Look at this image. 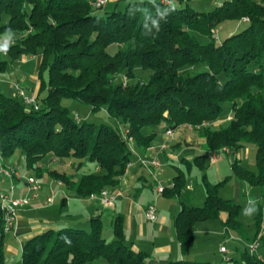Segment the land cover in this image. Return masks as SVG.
<instances>
[{
	"label": "trees",
	"instance_id": "16d2710c",
	"mask_svg": "<svg viewBox=\"0 0 264 264\" xmlns=\"http://www.w3.org/2000/svg\"><path fill=\"white\" fill-rule=\"evenodd\" d=\"M97 9L88 0H0V72L23 56H40L38 109L15 92L0 90V166L18 149L29 175L36 177L45 157L68 159L75 173L53 170L49 176L86 198L117 185L126 164L138 149L149 146L159 125L196 127L231 112L225 124L200 127L199 134L208 152L227 147L235 153L254 145L255 169L238 160L231 169L251 192L264 195V0H223L208 12L159 0L128 1L101 13ZM227 20L246 26L218 42L212 31ZM198 35L206 40L199 41ZM5 38L9 45L3 44ZM138 71L146 73L145 80L136 76ZM119 75L135 81L123 85L114 80ZM64 99L87 105L93 113L103 110L114 124L76 121ZM123 129L133 138L135 153L122 137ZM208 152L185 163L203 169ZM82 168L86 170L79 173ZM228 179L212 184L203 176V206L179 210L174 227L182 255L188 253L195 225L207 220L220 221L246 242L255 239L264 207L257 203L250 238L239 219L241 205L218 194ZM184 187L179 173L162 194L175 196ZM88 222V230L64 226L29 237L20 264H94L100 259L106 264H147L148 254L126 242L122 215L112 219L113 239L108 241L102 237L100 215H91ZM6 234L0 209V264H7ZM258 255L245 247L225 264H264ZM159 264L212 263L184 257Z\"/></svg>",
	"mask_w": 264,
	"mask_h": 264
},
{
	"label": "rangeland",
	"instance_id": "374dc122",
	"mask_svg": "<svg viewBox=\"0 0 264 264\" xmlns=\"http://www.w3.org/2000/svg\"><path fill=\"white\" fill-rule=\"evenodd\" d=\"M179 1V0H178ZM188 1V2H187ZM184 0V7H188L194 11L197 12H208L215 8V5H213V0ZM110 8V7H109ZM104 9L102 7L100 9L96 10V13L103 12ZM246 26L245 22H241L239 20H227L222 23H220L217 27L218 32L214 36L217 38V41L220 42L224 38L228 36V33L230 31L236 32L238 30H241ZM199 41H205L206 38L203 36H197ZM8 41V45L10 44V40L5 38ZM6 44V43H5ZM4 56V55H3ZM35 57L40 56H30L28 59L23 60L22 58L11 61L8 63L7 67L4 71L0 72V79H3L7 81V83L12 84V89L15 92L14 84L18 83L19 87L21 88H30L34 87L36 85V81L33 80V76L37 75V60ZM136 76L140 80H145L147 75L146 73H142L141 71L135 72ZM115 81H121L123 85H125L127 82L133 83L135 80L128 79L124 75H119L114 79ZM4 87L8 88L6 85ZM8 90V89H6ZM27 91V90H25ZM33 91V90H32ZM7 92V91H6ZM31 92V91H27ZM36 92V91H34ZM62 104L66 106L70 114L76 113L80 119H85L88 122H104L108 124H114V121L109 118L106 113L102 111H98L96 113L91 112L90 107L87 105H84L78 101L71 100V99H64L62 101ZM191 126V125H190ZM192 128H195L192 126ZM168 148V147H167ZM255 154H256V148L254 145L249 144L243 148H240L235 153H230L229 155L226 153H221L220 156L222 157L221 161L219 162V175L217 173V170L215 169V165H213L210 162H207L203 169H201L199 166L195 165L194 162L190 164V167H185L183 169V179L185 183L190 185L192 187V190H184V192H180L178 195L170 196L167 198H159L158 200L152 199L157 208H162L164 210H167L168 212H171L174 208L179 207H190V206H203L204 200H205V185L203 182V176H205L206 180L212 184L218 183L222 181L224 178L229 177L228 181L225 183H222L218 187V194L222 198H229L236 202H238L241 205V212L239 215L240 221L244 224L245 228L247 229L248 235L250 238L253 237V234L255 233V221L253 214L251 216H247L249 209H254L257 206V203L259 202L262 207H264V195L260 194L258 191H247V184L238 180L237 177L233 174L231 165L228 164V162H233L235 160H238L242 166H244L247 169L254 170L255 169ZM24 154L21 149H18L15 154L8 158L10 161L9 163L6 162L5 165H3V168H12L17 171L18 174H20V179L23 178L24 175H27L28 172L25 168V160H24ZM11 163V164H10ZM72 161L68 159H58L54 157L53 155L47 156L44 159L41 160L39 163L41 165V171L42 178L38 176L37 178L41 182V184H44L49 189L52 188L53 192L55 194L54 196V202L50 205H45V207H49L47 211H52L51 208H53L54 211H57L60 207V202L62 201V188H66V185L63 183V181L59 178H49L47 180L44 178V174L49 175V171L57 170L60 172H65L68 174L75 173V169L71 165ZM210 163V164H209ZM138 167V166H136ZM135 167V168H136ZM130 169V168H129ZM86 170V168L80 169L78 172L82 173ZM133 170V167L131 168ZM24 171H27L25 174L22 173ZM128 172L124 171L122 174L118 177V181L120 182L123 180ZM171 177V180L174 181V178L172 177L174 174L173 170H169L165 177L168 176ZM29 174V173H28ZM40 174V175H41ZM179 174V173H177ZM35 176V174H33ZM148 177H150L147 174ZM5 179L8 183V179H6L2 174H0V188L4 187V185L1 183V179ZM221 178V180H219ZM24 179V178H23ZM159 179L163 182L162 178L159 176ZM150 183H153L152 178L149 179ZM171 181V182H173ZM170 183V182H169ZM119 184V183H118ZM107 186L102 188L100 191L108 189L109 191H115L119 190L120 188L118 186ZM163 185L164 184L163 182ZM168 185V184H167ZM166 185V186H167ZM139 187H142V184H138ZM187 186V185H186ZM185 186V188H186ZM6 188V187H5ZM4 188V189H5ZM147 189H145L142 192V195H140V198H137V195L135 194L136 191H131L130 196L133 200H137V202L133 203L132 210L134 211L135 216L139 218V215L142 216L141 219V227L144 232L143 236H140L138 234L139 229H135V234L131 235L127 231V240H133L136 244H140L142 247H144L147 251H152V241L157 243L158 238L156 237L158 234V237H162L160 233H158L155 223H151L146 220L143 214V210H138L139 204H142L144 200H146L148 197L153 196L154 193H152V189L149 188V185L147 184ZM99 191V192H100ZM97 193H92L89 196H87L85 199L88 201H94L97 202L102 207L105 208L102 209L105 213L103 216V231H102V237H104L107 241L113 239L112 236V230H111V217H112V209L110 207L112 206H105L101 203V201L97 198H90L91 195H98ZM239 195V200H235L234 198ZM248 195H252L255 199V201L249 202ZM117 203V202H116ZM85 204H88V202H85ZM52 206V207H50ZM141 208V207H140ZM117 210V208H116ZM64 213H62V222H66V226H77L80 228H83L85 230L89 229V222L87 221V216L82 211L81 213H74L77 214L75 216H68L67 210H63ZM53 212V211H52ZM54 214H57L56 212H53ZM172 213V212H171ZM65 214V215H64ZM71 214V213H69ZM73 214V215H74ZM78 218V222H81L79 224L73 223L74 220ZM220 221L218 220H207L206 224L203 223H197L194 227V239L190 243L188 247V253L185 256H193L195 260L199 261H209L212 264H225L224 254L219 251L220 244H225V246L228 249L233 250L235 248V241L232 239H228V236L225 239L223 236L224 234H220L219 231H223V228L220 226ZM206 226H209V228H205ZM16 228V227H15ZM14 228V230H15ZM225 230V228H224ZM227 232V230H225ZM171 260H177L181 256L180 248L178 246L177 237L175 235L176 231H174L173 223H171ZM173 233V235H172ZM230 234H235L233 232H229ZM239 237V236H238ZM240 238V237H239ZM254 239L251 241L246 242L245 244H241V248H237V254L238 255L243 248H245L249 243H251ZM240 246V245H239ZM257 254L259 256H264V246L257 249ZM264 258V257H261ZM94 264H106L103 260H97L94 262Z\"/></svg>",
	"mask_w": 264,
	"mask_h": 264
},
{
	"label": "crops",
	"instance_id": "0c3cea01",
	"mask_svg": "<svg viewBox=\"0 0 264 264\" xmlns=\"http://www.w3.org/2000/svg\"><path fill=\"white\" fill-rule=\"evenodd\" d=\"M91 1V0H88ZM128 1H135V0H107L106 3L102 6L103 11H109L113 9L116 5L117 6H123L126 2ZM187 1V0H186ZM188 2V1H187ZM223 0H213L212 3L213 5L219 6ZM172 3L179 7V8H184V0H172ZM110 7V8H109ZM232 31L228 33L230 35ZM23 60L28 59L27 56L22 57ZM37 60V65L39 64V57H35ZM33 80L36 81V85L34 87L26 88L25 90L27 91H37L38 88V81L36 76H33ZM6 85L8 88L4 87ZM12 84L7 83V81L0 79V90L3 91L4 93L7 94H13L14 91L12 89ZM8 89V90H6ZM7 91V92H6ZM164 125H159L155 129V136L152 139L151 143L149 146L145 149H138L137 150V155L140 157H145V158H151V157H156L159 161L162 162L163 166L161 170L159 171H154L157 173V177L159 176L162 178L164 184H168L167 186L164 185L166 188H170L171 184L174 182L171 180V177L168 176L165 177L167 172L169 170H173V178L176 177L177 173H182L183 174V169L186 167H190V164H186L185 162H191L195 156H198L203 153H207L205 148V139L200 136L198 129L192 128L190 125H180L177 128L174 129L173 131V137L170 140H167L168 143V148L164 151L159 150V145L165 141L164 137ZM229 155V154H228ZM133 159V163L130 166V169H128V173L126 174L125 178L121 180L118 184L117 187L120 188V195L116 198L114 205L110 207L112 209V217L110 222H112V219L116 215H122L123 216V221H124V232H125V238L126 242L130 244L133 250L135 251H144L148 254L147 257V264H159V263H164L171 261V223H173V228L175 231L174 227V221L175 218L181 210L182 207L176 208L174 206L173 210L171 212H168L167 210H164L162 208H157V220L155 222L156 228L158 233L162 235V237H158L157 243L152 241V251H147L144 247H142L140 244H136L133 240L128 241L127 240V231L129 234L134 235L135 234V229H139L138 234L140 236L144 235V232L141 227V219L142 216L139 215V218L135 216L134 211L132 210L133 208V203L137 202V200H133L130 196L131 191H136L137 198H140L139 196L142 195V192L147 189V184L149 185V188L152 189V193H154V197L150 196L146 200L142 202V204H139L138 210H143L145 206L148 203H154L152 199H159V198H167L170 197L169 194H162V195H157L156 194V184L153 179V176L148 173V171L140 165V163L137 160V157ZM222 157L219 156V159L217 162L212 163L215 165V169L217 170V173L219 175L220 169H219V162L221 161ZM6 162H10L8 159L5 160ZM232 163V162H231ZM230 162H228L229 165H231ZM11 164V163H10ZM210 164V163H209ZM138 166V167H136ZM133 167V170L131 168ZM136 167V168H135ZM27 171H24L22 173H26ZM27 172L26 174H28ZM34 174V173H33ZM147 174L152 178L153 183H150L151 181L149 180L150 177L147 176ZM42 178V174L40 175ZM44 178L49 180L50 176L48 174H44ZM40 179V178H39ZM221 180V178L219 179ZM150 181V182H149ZM173 181V182H171ZM7 181L5 179H1V183L4 185V187H1V189H4L7 187ZM16 184V194L17 195H22L25 190V180L23 178L21 179H15L14 180ZM162 182V184H163ZM170 182V183H169ZM138 184H142V187H139ZM42 185L41 189V194L40 197L36 200H33L31 204L27 207L21 208L18 211V217H17V223H16V228L14 231L7 233L5 236L4 240V250H5V256H6V262L7 264H20L19 259H20V253L22 246L29 237L42 232L46 229H53L57 230L58 228L66 226V222H62V213H64V209L67 210V215L68 216H75L77 214L74 213H81L82 211L85 213L87 216V221H89V218L91 215H100L101 219H103L104 216V209L105 207L99 205L97 202L94 201H88L85 198H80L76 197L74 192L70 190L69 188H62V201L60 202V207L57 211H54L53 208L52 211L56 212L57 214H54L52 211H47L49 207H45L44 202L46 196H48L50 189L46 187L44 184ZM188 185L185 183V186ZM247 191L249 187H247ZM184 190H192V187L190 189H186L185 187L183 188ZM181 190L184 192V190ZM235 200H239V195H237ZM256 198H254L252 195H248V200L249 202L255 201ZM85 202H88V204H85ZM117 202V203H116ZM155 204V203H154ZM52 207V206H50ZM141 207V208H140ZM102 208V209H100ZM117 208V210H116ZM134 209V208H133ZM71 213V214H69ZM74 214V215H73ZM65 215V214H64ZM76 217V216H75ZM78 218L74 220L73 223L79 224L81 222H78ZM148 221V220H147ZM150 222V221H149ZM198 223H203L206 224V221L203 222H198ZM221 228L222 224L220 223ZM205 228H209V226H206ZM220 234H224V238L227 239L226 237L228 236V239H232L235 241V248L233 250H229V254L231 256H234L237 258V248H241V244H245L246 241L243 239L239 238L237 234H230L229 231H225L223 228V231H219ZM173 235V233H172ZM176 235V233H175ZM227 235V236H226ZM178 242V240H177ZM179 246V243H177ZM225 245V244H220ZM240 245V246H239ZM180 248V247H179ZM220 248V247H219ZM181 251V250H180ZM181 256L179 259L186 258L190 260H195L193 256H184L182 253H180ZM264 257V256H261Z\"/></svg>",
	"mask_w": 264,
	"mask_h": 264
},
{
	"label": "built area",
	"instance_id": "2783aa9c",
	"mask_svg": "<svg viewBox=\"0 0 264 264\" xmlns=\"http://www.w3.org/2000/svg\"><path fill=\"white\" fill-rule=\"evenodd\" d=\"M107 0H91L90 5L93 8H101ZM160 3L167 5L172 3V0H159ZM247 17H243L242 21H247ZM213 34H217L218 29H213ZM6 43V44H5ZM8 41L6 39L3 40L4 45L7 44ZM15 88V94L19 96L23 102L33 107L34 109H38V102L36 100V92L31 91L27 92L24 88L19 87L18 83L13 85ZM74 119L76 121L80 120V117L77 114H74ZM231 119V112H227L225 115L219 117L215 121H204L201 125L196 126V129H200V127H217L219 125L225 124L228 120ZM173 129L166 128L164 129V137L166 138L164 142L159 145V150L164 151L168 147L167 140L172 139L173 137ZM122 137L128 142L131 147V151L135 153L133 138L128 135V130L123 129L121 131ZM221 153L230 154V150L227 147L221 148L219 151H209L208 152V160L210 163H215L218 161ZM137 155V154H136ZM138 156V155H137ZM138 162L141 166H143L150 175L153 176V179L156 184V194L162 195L164 190V185L162 181L157 177V173L154 171L161 170L163 164L156 157L145 158V157H137ZM133 161H130L126 164L125 172H128V169L132 165ZM0 174H2L6 179H8V186L5 189L0 190V209L3 212V231L5 233H10L14 231L17 223L18 211L21 208L27 207L31 204L33 200H36L40 197L42 185L39 179L31 175H24L23 178L25 180V190L22 195L16 194V184L14 182L15 179H20V174L17 173L16 170L12 168H3L0 166ZM173 186V183L170 185ZM191 186L187 185L186 189H190ZM120 195L119 190L109 191L108 189L102 190L98 195H91L90 198H97L101 201V203L105 206H113L116 198ZM54 192L53 189L50 188L48 196L45 198L44 205H50L54 202ZM143 214L146 220L150 222H155L157 220V208L154 203H148L143 209ZM262 242H264V220H262L260 229L255 237V239L249 243L246 248L250 254H257V249L262 246ZM219 251L224 254V259L229 261L231 259V255L229 254V250L225 245H221ZM259 256V255H258Z\"/></svg>",
	"mask_w": 264,
	"mask_h": 264
},
{
	"label": "clouds",
	"instance_id": "9594fccd",
	"mask_svg": "<svg viewBox=\"0 0 264 264\" xmlns=\"http://www.w3.org/2000/svg\"><path fill=\"white\" fill-rule=\"evenodd\" d=\"M6 47V46H5ZM257 211V209H249V211H248V214H247V216H251L252 214H254L255 212Z\"/></svg>",
	"mask_w": 264,
	"mask_h": 264
}]
</instances>
